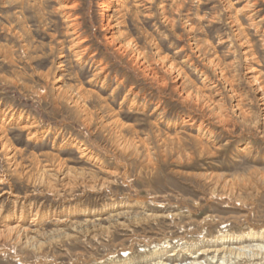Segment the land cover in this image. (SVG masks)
<instances>
[{
	"label": "rangeland",
	"instance_id": "rangeland-1",
	"mask_svg": "<svg viewBox=\"0 0 264 264\" xmlns=\"http://www.w3.org/2000/svg\"><path fill=\"white\" fill-rule=\"evenodd\" d=\"M106 1L0 0V135L16 148L12 163L0 151V231L31 237L1 232L0 264L264 247V0ZM196 90L217 107L185 98Z\"/></svg>",
	"mask_w": 264,
	"mask_h": 264
},
{
	"label": "bare ground",
	"instance_id": "bare-ground-1",
	"mask_svg": "<svg viewBox=\"0 0 264 264\" xmlns=\"http://www.w3.org/2000/svg\"><path fill=\"white\" fill-rule=\"evenodd\" d=\"M121 1V0H120ZM228 1V0H227ZM230 1V0H229ZM232 1V0H231ZM237 1V0H236ZM112 2H116V0H107L106 2L103 3L102 5V11H105L107 9V7L109 6L110 3ZM231 3V2H230ZM228 4V2H227ZM233 4V3H231ZM248 5H252V8L254 7L253 4H255V0H247L246 1V4H244L243 6L246 7ZM242 6V7H243ZM255 9V8H254ZM240 9H236V11H238ZM251 10V9H250ZM245 11V10H244ZM253 11V10H252ZM255 12H251V13H247V17H251L254 15ZM235 14V13H234ZM111 15H107L106 17V21H108L110 18H111ZM238 15V14H236ZM246 15V14H245ZM253 18V17H252ZM251 18V20H252ZM249 20V19H248ZM253 22V21H252ZM239 26V25H238ZM190 28V27H189ZM74 40V39H73ZM80 43L79 40H76L74 45H78ZM250 43V42H249ZM239 44H243V42H240ZM123 45V44H122ZM120 45V47L122 46ZM126 45V44H125ZM124 45V46H125ZM77 47V46H75ZM127 47V45H126ZM252 47L251 46H246V48H244L243 50V54L246 55V57H248L249 55L251 57H253V54L252 53ZM195 50L199 51L200 49L197 47ZM137 57V55H136ZM139 58V57H137ZM210 62V64L213 62V59H209L208 60V63ZM162 64L164 65L163 67H165V70L166 72H174L175 73V76H174V81H176L177 85H179V76H180V70H178L177 68L175 69L173 67V65L168 62H165L162 60ZM255 68L253 67H249L248 68V73H247V82L248 83H252V82H255L259 79V74H255L256 71L254 70ZM148 70V69H147ZM153 76V75H152ZM181 84V82H180ZM232 97H233V107L234 109L236 110H240V107L241 106V100L239 98V95H237V92L235 91L234 88H232V86L229 84V87H228ZM197 91V90H196ZM200 91V90H198ZM195 92V94H193V92H190V91H187L184 95H185V98L186 99H194L195 101L197 102H202V105L203 106H206L207 108L213 110L215 107H217L218 103L216 100L210 98L209 96L207 95H204L202 92ZM255 92H256V96H257V100L259 101V104L261 106V109L264 110V85L262 83L259 82L258 85L255 86ZM241 95V94H240ZM237 111V112H238ZM222 118V116H219ZM114 120V119H113ZM112 120V121H113ZM221 120V119H220ZM114 122V121H113ZM115 123V122H114ZM2 126V122L0 123V127ZM26 127H29V126H26ZM199 127V126H198ZM3 128V127H2ZM22 128V127H21ZM1 129V128H0ZM27 129V128H26ZM4 132V131H3ZM201 133V131H200ZM5 136V135H4ZM16 149V148H15ZM15 149H13L12 147L9 146V144L6 142V140L4 139V137L2 135H0V151H2L5 156H6V159L11 161V163L15 160ZM9 219L11 218H8L6 217L3 221H9ZM21 219V218H20ZM65 223V222H64ZM22 227V226H21ZM1 232H5L7 236H11L13 237L16 241H20L22 239H24V241H27L28 239H30L31 237H29L27 235V233L29 234L30 233V230L29 232L27 231V228L25 229L24 228H20L19 224H14V225H11V226H6V229L5 230H2L0 231ZM4 233V234H5ZM6 236V237H7ZM249 247V246H248ZM185 255H188L190 258H193V260L189 263V264H200V262H198V258L199 256L201 255H204L207 257V259H209V261L211 263L213 262H221V260H224L226 257H239L241 254H243V256H247L248 258H254L256 257L255 259H257L258 257H261V258H264V247L262 246H257L256 248H244V247H237V248H231V247H225L224 245H219V247H208V248H201L198 250V253L197 255H194L192 256V254H190L189 252L187 251H184ZM173 255V253L171 254ZM242 257V256H241ZM156 264H165V263H156Z\"/></svg>",
	"mask_w": 264,
	"mask_h": 264
}]
</instances>
